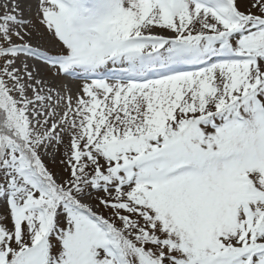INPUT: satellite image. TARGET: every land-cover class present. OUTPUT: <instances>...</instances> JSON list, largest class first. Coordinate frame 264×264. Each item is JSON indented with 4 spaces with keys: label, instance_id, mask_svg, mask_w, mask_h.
Instances as JSON below:
<instances>
[{
    "label": "rangeland",
    "instance_id": "374dc122",
    "mask_svg": "<svg viewBox=\"0 0 264 264\" xmlns=\"http://www.w3.org/2000/svg\"><path fill=\"white\" fill-rule=\"evenodd\" d=\"M210 1L221 8L167 1L168 16L162 8L148 11L128 3L126 15L140 13L134 25L119 14L98 27L93 24L91 30L99 28L102 37L118 33L128 39L130 33L148 38L144 44L129 43L137 53L122 55L125 69L107 72L117 79L131 75L138 83H121L124 88L113 90L98 85L100 80L78 86L48 68L40 79L23 76L30 104L44 83L59 93L50 101L61 102L50 124L24 123L12 100L13 87L3 79L10 58L0 56V194L18 190L10 203L0 202V264H118L115 255L121 264H264V0ZM238 12L261 22L239 23ZM52 13L43 21L35 12L30 24L38 32L27 38L50 50L63 46L51 38L54 24L73 29L61 12ZM200 35L218 38L204 44L219 54L209 65L223 64L204 71L172 68L186 66L183 58L173 57L174 47ZM96 40L90 39L85 50L95 51ZM63 44L62 54L78 55ZM152 52L159 57H151ZM154 64L160 68L150 69ZM160 69L164 77L146 78L159 76ZM73 72L81 73L76 78L88 75ZM75 94L79 101L72 98ZM51 106L42 103V109L51 111ZM208 112L213 114L210 124L181 130L182 121ZM51 132L52 137L42 138ZM22 145L72 203L55 198L45 208L46 196L31 184L38 177L17 159L14 146ZM13 232L22 235L12 237Z\"/></svg>",
    "mask_w": 264,
    "mask_h": 264
},
{
    "label": "bare ground",
    "instance_id": "6f19581e",
    "mask_svg": "<svg viewBox=\"0 0 264 264\" xmlns=\"http://www.w3.org/2000/svg\"><path fill=\"white\" fill-rule=\"evenodd\" d=\"M18 1V3H17ZM203 4H208L214 7V9H220L221 5H218L217 2H212L210 0H200ZM9 3V7L4 9L3 6L5 3ZM63 3L74 6V8L77 6L79 0H47V3L37 1L34 5L33 3H30L28 0H0V22H5L3 29L1 28L0 31V39L3 37L9 36L10 39L6 41L0 40V56H9V60L6 61L7 65L4 66L5 74L1 71L3 75V79L5 82V85L13 87L12 92V100L14 104L17 107L18 112L21 113V116H24V123L28 125L32 121L36 122L38 121L41 125L50 124L53 122L54 114L57 112L58 105H61V102H59V98L53 102H50L53 100V98L58 97L59 93L54 90L52 86L46 87L45 85H41L40 87H37V90H35V99L30 104V101L26 98L24 95V87L23 83L20 81V79L23 76L28 77H36L40 79L41 74H43L46 69H44V62L38 57H34L29 50L28 47L33 44L31 41H29L27 38H34L36 36V32L38 27L34 24H30L31 21L33 23L34 21V14L35 12H40L42 14V19L46 21L50 15L55 10H62L63 9ZM139 0H99L96 2L98 6L104 7V10H106L107 15H113V14H119L120 18L128 20V22L131 25H134L137 16H139L140 13H135L132 16L126 15L127 12L125 10V5L128 3H132V6L138 7ZM36 6V7H35ZM117 9V11H116ZM102 18H96L94 23L96 25L100 24V21ZM246 20V22L250 26H257L256 24H260L261 18L255 17L251 14H245L243 12H238L237 14V21H243ZM258 27H255V30H257ZM11 35V36H10ZM160 36V35H159ZM40 37V36H39ZM157 37V36H152ZM42 39V38H41ZM44 42L50 45L52 42L49 39L43 38ZM41 46V45H36ZM36 55V54H35ZM18 57V60H17ZM219 66L214 65L213 68H217ZM48 71V70H47ZM179 70L175 71L178 72ZM161 75V74H160ZM157 76V78L164 77V73L161 76ZM69 78L67 81L70 83H79L80 81H74L77 78L73 74L68 75ZM36 80H39V79ZM148 77L147 79H149ZM107 80V81H106ZM133 82L138 83L139 79L134 78L131 75L125 74L122 78L117 79L113 75H107L105 78L100 80V83L98 85H103L102 87H106L107 89H115V88H124L121 87V83L126 84H133ZM89 82H80L78 86H81L83 84H88ZM92 84H96V82H91ZM53 84H57V82H53ZM54 86V85H53ZM67 86H71L67 84ZM100 86H98L99 89H102ZM61 87V86H60ZM64 87V85L62 86ZM73 89V87H72ZM75 101L80 100V95H73L72 97ZM96 100H99L101 102H104L102 98L99 96L96 98ZM33 103L36 104V107H33ZM42 103H47L51 106V111L47 109H42ZM75 116V113L73 114ZM23 118V117H22ZM29 128H27L28 130ZM54 132V131H53ZM53 133H49L45 135L42 138H48L52 137Z\"/></svg>",
    "mask_w": 264,
    "mask_h": 264
},
{
    "label": "trees",
    "instance_id": "16d2710c",
    "mask_svg": "<svg viewBox=\"0 0 264 264\" xmlns=\"http://www.w3.org/2000/svg\"><path fill=\"white\" fill-rule=\"evenodd\" d=\"M204 110H206V109H204ZM1 130L4 131V129H2V128H1ZM7 136L8 137H6V138H9V134H7ZM12 141H14V145H16L18 143L17 140H12ZM14 147L16 148V152L19 155V157L24 159V162H26L30 168L41 172L39 165L35 161V157H34L33 152L28 151V149H25V147L23 145L21 147H17V146H14ZM75 177H77V176L75 175Z\"/></svg>",
    "mask_w": 264,
    "mask_h": 264
}]
</instances>
